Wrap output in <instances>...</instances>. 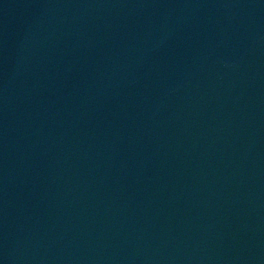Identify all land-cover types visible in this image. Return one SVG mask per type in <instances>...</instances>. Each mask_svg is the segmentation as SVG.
Returning a JSON list of instances; mask_svg holds the SVG:
<instances>
[{"label":"water","instance_id":"1","mask_svg":"<svg viewBox=\"0 0 264 264\" xmlns=\"http://www.w3.org/2000/svg\"><path fill=\"white\" fill-rule=\"evenodd\" d=\"M0 264H264V0H0Z\"/></svg>","mask_w":264,"mask_h":264}]
</instances>
